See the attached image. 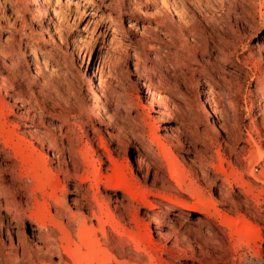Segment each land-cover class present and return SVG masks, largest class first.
<instances>
[{
	"label": "rangeland",
	"instance_id": "374dc122",
	"mask_svg": "<svg viewBox=\"0 0 264 264\" xmlns=\"http://www.w3.org/2000/svg\"><path fill=\"white\" fill-rule=\"evenodd\" d=\"M196 1L0 0L10 124L79 226H100L99 203L113 213L114 264H264V0H214L203 15L214 23ZM2 147L0 264H59L38 225L13 218L35 208ZM100 167V189L81 181ZM115 170L140 202L108 187Z\"/></svg>",
	"mask_w": 264,
	"mask_h": 264
},
{
	"label": "bare ground",
	"instance_id": "6f19581e",
	"mask_svg": "<svg viewBox=\"0 0 264 264\" xmlns=\"http://www.w3.org/2000/svg\"><path fill=\"white\" fill-rule=\"evenodd\" d=\"M195 3L197 8L203 10L202 13H200V16L202 19H204L202 20L204 22L208 18V17L206 18L207 15L204 12H206V10L210 11L212 10V8H215L214 0H197ZM222 5L219 7V11L221 10L223 11L224 6L222 7ZM208 19L211 21L210 18ZM207 20L206 23H209L207 22ZM213 21L214 20H212L211 22ZM217 21H219V19ZM193 24L195 25V23ZM208 27L209 26H207V28ZM207 28H204V30ZM183 31L184 28L182 26L181 32ZM167 34L177 35L179 33H177L176 30L171 28L169 29V31H167ZM195 34L197 35L198 33L196 32ZM181 72L184 73L182 70ZM100 76L102 80L103 79L102 73L100 74ZM1 101L3 100L0 99V146L1 145L3 146L2 149L4 153L10 154L12 158L11 160H13L15 165L22 168L19 185L22 188L27 189L28 191V196H27L28 198L27 200H25V203L30 204V202H32V205L35 208L29 217H26L24 212L17 209L16 213H14L13 218L16 219L18 222H20L21 224L23 223L25 225H27L28 218L34 221L38 225L40 231L44 234L43 237L44 248L47 250V252L48 253L56 252L59 254L60 257L59 264H114V261L116 259L112 252V245H113V231H115V228L111 223V217L113 213L111 214V212H106L105 214L106 216L103 215L99 216L97 210H101V211L103 210L100 203L99 204L97 203L98 207L97 208L92 207L91 211L93 216L98 218V222L100 226L89 227L87 226L85 220L82 224L80 223L79 226L77 216L71 215L69 213L62 198H60L55 194L54 195L50 194L48 192L47 190L48 182L46 180L47 178L45 179L44 177V174L42 172V167L36 166L32 155L26 154L24 147L25 144L22 142L23 137H21V135L18 133L19 131L17 130L16 126L14 127L11 126L9 119V112L6 111L3 105L5 101L3 103ZM208 101L211 103L212 106V114L219 115L220 109L217 103L215 102V100L212 97H209ZM215 130L218 136H222L221 128L218 125H216V123H215ZM56 143L57 140L55 144ZM72 159H73V164H76L78 167L83 166L85 169L90 164V160L88 156H82V157L79 156L78 159L72 157ZM169 161L170 162L168 164H169L170 175L175 180L176 184H178L180 188L186 189V191H188L192 196L198 197V199L201 202V206L205 209H208L210 204V199L204 196V194L202 195L199 189L194 187L192 184H186L184 179L180 178V176L178 175L179 172L177 171V168H175V165L172 163L171 159ZM118 172H120V170H115V173L108 179V181L106 182L108 187H110L112 190L113 189L119 190L123 188L130 199H132L133 201L140 202L141 200V197L139 196L140 194L138 195L136 194V191L133 192V190H129L131 189L130 185L129 188L128 184H126V182L124 181L125 179L123 180V178L120 177ZM199 174H200V179L205 180V175H203L202 173ZM103 176H104L103 169L102 167H100L99 170L97 169L92 171L90 177L82 178L81 181L83 182L89 181L92 187L100 189L101 184L104 183ZM18 193L19 195H21L23 192L18 191ZM177 205L179 206V208L177 209L178 212L192 211L191 207L186 203L177 202ZM11 208L9 206L8 210ZM52 208H55L57 214L62 218V220L63 218H67L69 220V223H67L68 225H66L61 220L57 221L55 219L54 217L55 215H53L51 211ZM219 217L222 220L225 218L223 215H220ZM230 220L231 219L229 220L226 219L227 221L226 223L228 224ZM231 222L229 224H231ZM77 225L78 227L76 228L75 226ZM99 233L102 234L103 241L99 237L98 235Z\"/></svg>",
	"mask_w": 264,
	"mask_h": 264
}]
</instances>
